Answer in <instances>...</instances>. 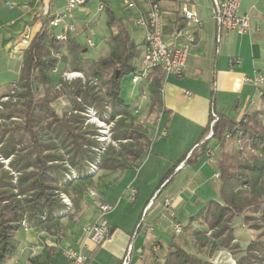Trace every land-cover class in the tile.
<instances>
[{"label": "trees", "instance_id": "obj_1", "mask_svg": "<svg viewBox=\"0 0 264 264\" xmlns=\"http://www.w3.org/2000/svg\"><path fill=\"white\" fill-rule=\"evenodd\" d=\"M100 2L107 25L114 28L107 40L109 50L105 56L85 57L83 49L87 45L78 42L70 33L65 39H57L47 26L49 18L42 22L23 50L17 80L20 88L18 102H5L0 111V119H21L12 125H0V155L10 157L8 166L16 174L13 176L0 162V264H6L7 259L16 253L19 230L26 226L38 227L61 240L63 224L60 215L65 212V216L70 213L73 216L86 205L84 193L91 178L88 163L95 160L94 148L98 143L93 138V126L83 127L82 116L72 111L91 106L101 115L106 101L112 108L111 119L119 116L112 130L118 148L108 146L104 150L99 161L102 170L121 172L136 167L150 146L144 123L135 122L134 109L121 95L122 76L137 72L133 60L138 44L129 37L123 20L114 15L106 0ZM180 20L178 16L177 26L182 24ZM62 50L71 55V70L98 81L97 86L89 84L87 79L84 83L80 79L70 84L61 82V95L69 102V114H58L50 106L48 97L51 86L61 81L54 75ZM261 74L264 76V71ZM163 75L160 68H153L144 76L148 84L149 113L162 110ZM101 88L103 93H100ZM258 102L257 108L237 120L216 113L218 118L212 125V135L205 138L212 120L210 115L203 137L161 178L162 184L170 180L174 168L183 160L186 164H195L206 153L209 140L219 143L215 162L219 200H207L182 225V230L195 236L196 251L180 245L173 236L162 264H213L201 255L203 248L207 249L208 256L218 249H228L235 257V264H264V230L240 248L234 242L233 224L235 217L241 216L252 229L264 226V87L259 88ZM226 135L237 142L231 154L223 148L229 139ZM123 140L125 142H121ZM71 169L76 178L69 180ZM60 194L69 198V210ZM172 221L177 222L174 216ZM208 232L209 237L206 236ZM43 249L44 261L35 256L28 262L47 264L54 248L44 245Z\"/></svg>", "mask_w": 264, "mask_h": 264}, {"label": "crops", "instance_id": "obj_2", "mask_svg": "<svg viewBox=\"0 0 264 264\" xmlns=\"http://www.w3.org/2000/svg\"><path fill=\"white\" fill-rule=\"evenodd\" d=\"M90 1L87 0L80 6V9L85 11V15H80L83 17L82 21L77 23L81 17L76 16L73 23L69 19L71 14L67 16V24L72 25V29L68 31L70 35L75 36L74 32L77 28L82 27L80 32L89 30L90 14L104 13L103 10H98L100 0H95L96 11H89L87 7ZM157 1L161 11L162 37L166 42L173 40L174 31L178 27L177 18L178 16L181 18L180 6L185 2L190 3L201 21V26L196 30L195 41L188 54L187 69L183 75L179 77L163 75L162 110L151 114L146 112L141 120L147 118L144 124L153 123L155 135L159 134L161 137L152 142L149 135L148 151L136 167L121 172L101 170L97 177L92 176L89 180L87 185L91 188L89 191L96 193L103 202L112 206V210L106 215L110 230L109 239L101 245L86 240L91 264H122L126 248L130 243L132 250L129 264H162L173 236L180 245L182 242L185 246L189 243V234L192 232L187 231V233L183 230L180 234H174L170 221L174 216L177 222L185 224L187 219L183 220L186 217L183 218L181 212L192 207L189 202L193 201L195 195L199 197L201 203L193 212L189 211L188 217L204 205L207 199L203 200V198L217 199L215 190L207 183L210 181L215 185V179H218L215 176L217 174L215 162L219 155V143L212 139L208 142V149H213L215 152L212 158L205 153L193 165L186 164L183 160L174 168L170 180H165L164 184L160 183V180L172 164L203 137L202 132L212 110L237 120L244 113L258 107L259 88L264 87V83L256 87L243 81L246 76L252 77L255 73L261 74L264 71V0H240V12L247 13L251 18L252 28L247 34L224 30L218 32L212 0ZM120 2L128 8H134L133 24L142 27L136 23V20L141 17L146 18V1L121 0ZM63 6V0L0 1V96L7 93L11 85L18 80L21 60L17 55L19 52L23 53L25 49L21 43L23 35L28 34L31 37L46 18L50 19L53 15L62 12ZM122 20L129 37L143 49L144 27L138 41L134 35L131 36L126 21ZM51 30L57 33L60 28H51ZM87 39L93 42L92 38L86 35L84 44ZM233 59L238 62H232ZM140 66L141 63L139 66L135 65L137 72ZM134 84L139 86L141 100V106L137 105L133 108L135 118L138 117L139 110L143 113L144 107L148 106L149 97L146 94L148 84L145 77ZM246 87L252 89L254 96L252 94L248 106L238 114L240 105L238 95ZM220 96L221 102L222 100L224 102L216 107V98ZM227 96H232L230 112H225L229 100ZM233 114L236 116L233 117ZM147 115L148 117H145ZM113 189H117L118 194L113 192ZM132 190L135 191L133 199L130 198ZM84 198L86 205L83 209L77 210L73 216L72 213L69 216H65L66 213L60 215V222L63 224L61 240L38 227L26 226L19 230L16 234L18 241L16 253L6 264H30L28 260L35 256H38L40 261H44L46 257L44 245L54 248L47 264H68L66 252L79 247L85 239L86 227L99 219L93 199L87 195ZM164 200L170 202L168 209L164 206ZM150 201L151 205L143 216V224L146 228L151 226L152 229L147 231L142 226L133 236L136 224ZM176 210L179 211L176 213ZM181 215L183 219L180 218ZM161 216H165L168 222L164 231L158 227Z\"/></svg>", "mask_w": 264, "mask_h": 264}, {"label": "rangeland", "instance_id": "obj_3", "mask_svg": "<svg viewBox=\"0 0 264 264\" xmlns=\"http://www.w3.org/2000/svg\"><path fill=\"white\" fill-rule=\"evenodd\" d=\"M120 1L121 0H118V1L109 0L107 3L110 5V7L113 10L114 15L116 17L122 18L126 21V27L130 31L131 36L134 35V37H136L135 39L139 41L140 36L143 32V29H142V27H140V26L136 27V25L133 24L134 8L133 9L128 8V6L123 5ZM95 5H97V2L95 0H91L90 3L88 4L87 9L91 12H94V11H96ZM80 8L81 7L78 6L75 9H73L70 13L67 14L68 17L71 14L69 19H70V21H73V23L75 22L76 16L81 17V16L85 15L84 9L82 10ZM90 9H92V10H90ZM95 14H90V16L88 17L89 22H90L88 31H82L81 30V32H80V29L82 28L81 27V28H77L74 32V35L76 36L77 41L82 43V44L85 43L86 35L92 38L94 45L87 46L85 48L86 50L83 49V54L85 57L93 58V59H96V58L103 56L107 53V51L109 49L108 45H107V40H108L110 33L114 31L113 27H109L107 25L105 13H100V14H96V15ZM82 19H83V17H81V19H78L77 23L79 21H82ZM142 53H143V49L138 45V52H137V55L135 56V58L133 60L134 65H136V66L140 65L141 60H142ZM58 56H59V54H58ZM70 56L71 55L69 54L68 51L62 50L61 60L58 64V67L56 68V73L54 75L55 78L61 80L60 84L57 83L58 81H55L57 84L55 86L53 84L51 86L50 90L48 91V97L51 100L50 106L52 108H54V110L58 114H62L63 112H67L68 114L70 113L68 111L69 102L67 99H65V97H63L61 95V92H62V83L61 82L62 81L66 82L67 84H70L73 81H75L76 79H80L82 81V83H84L87 79L89 81V84H92L95 86L98 85V81L94 80L93 78H90V77L86 78V76L83 73H81L79 71L71 70V68H70V58L71 57ZM70 72H79V73H81V75H79V76L73 75V77L67 79L64 74L70 73ZM131 77H132L131 72L122 76L120 85H121L122 97L127 101V103L130 105V107L134 108V107H137V105L141 106V100H140V96H139V86L137 84H134L131 81ZM19 91H20V88L18 86V81H15L11 85L10 89H8V92L0 96V111L3 110V103H5V102H9V103L18 102L17 93ZM103 92H104V89L101 88L100 93H103ZM145 92H146V90H145ZM146 94H147V92H146ZM252 94H253L252 89L246 87L242 90L241 94L238 95L240 97V105H239L238 114L241 113L242 109H245L248 106V102L250 101ZM55 96H57V97H55ZM253 96H254V94H253ZM227 97H229V100H227L228 106L225 109V112H230V110H231V102L230 101H231L232 96H227ZM77 101H80V100L77 98ZM223 102H224V100H222V102H221V96H220V98L217 97L216 98V107H219L220 104H223ZM146 112L148 114H151V113H149L147 106L144 107L143 113L140 112V110H139L137 113L138 117H135V122L147 121V118H145L144 121H141L142 118H144L143 116L145 114H147ZM71 113L80 114L82 116L83 127L93 126V128L95 130V134L93 135V138L97 141L98 145L94 148L95 160L93 162L88 163V167H89L88 174L90 175V177H92V176L97 177V175L99 174L98 172H100L102 170L99 168V161H100L101 155L103 154L104 150L108 146H113L116 149L118 148L119 143H118V141H116L112 138V130H113L115 123H116V120L118 119L119 116H116L113 119H111L112 108L109 106V104L106 101L103 104V110H102L101 115L98 113V111L94 107H91V106H85V108L82 111L74 110ZM235 116H236V114L235 115L233 114V117H235ZM145 117H148V115ZM20 120L21 119L17 118V117H13V118L7 119V120L0 119V125H12L14 122H20ZM144 127L146 128L148 134L151 136L152 142L155 139H158L161 137V135H159V134L155 135L156 134L155 133V125L153 123L144 124ZM228 138L229 139L226 140L223 148L226 151V153L228 152L229 154H231L232 152H234V148L237 145V142L232 141L231 137H228ZM121 142H125V140H123ZM152 142H151V144H152ZM9 160H10V157H3L0 155V162L2 163L3 167L7 170H10V173L13 174V176H15L16 174L13 171H11V169L8 166ZM71 173H74V171L72 169H71ZM69 180H72V178ZM263 182H264V179H263ZM207 184L210 186L211 189L215 190V192H216L215 197L217 199H219L218 198L219 196H217V195H219V179H215V185L212 184L210 181ZM87 188L88 187H86V189H85L86 192L84 193V195H87V197H88L89 196V189H91V188H88V189ZM116 190L117 189H115V190L113 189V192L116 193ZM116 194H118V193H116ZM60 197H61L62 201L68 206V210H69L71 207V203H70L69 198L67 196H65L64 194H60ZM198 199H199V197L197 195H195L193 201L189 202L190 205L192 207L194 206L195 208L191 207L189 210L182 211L181 213L183 214V218L184 217H186V218L183 219L182 215L180 216V218H182L184 221H186L189 211L193 212V210H195L196 207L198 205H200L201 200L199 199V201H198ZM204 199L208 200V197L203 198V200ZM195 201H197V202L194 204ZM204 203H205V201H204ZM128 206L130 207L131 205H128ZM178 211L179 210H176V213ZM248 214H251V213H248ZM167 223H168L167 218L165 216H161L158 227L162 231H164L165 228L167 227ZM233 224H234V229H235L234 242L238 243L240 248H244V246L247 244V242L249 240L258 237L259 233L262 230H264V226L262 227V229L250 228L248 224L243 222V219L241 216L235 217ZM195 226L197 227L196 224H195ZM182 232H183V230L181 229L180 233H182ZM189 236H190L189 243H187L186 246L183 242L181 244L190 251H196L195 236H193L192 234H189ZM206 236L209 237V232L206 233ZM185 243H186V241H185ZM206 254H207V249L203 248L201 255L204 256L205 258H208V260L211 261L213 264H235V259H234L235 257L231 253V251L228 249H225V248L218 249L217 251H215L210 256H208ZM217 254H219L218 258L216 257ZM232 260H233V262H232ZM9 261H10V259L8 258L6 262H9ZM11 264H15V263H11Z\"/></svg>", "mask_w": 264, "mask_h": 264}, {"label": "built area", "instance_id": "obj_4", "mask_svg": "<svg viewBox=\"0 0 264 264\" xmlns=\"http://www.w3.org/2000/svg\"><path fill=\"white\" fill-rule=\"evenodd\" d=\"M87 0H63V11L53 15L48 22L49 27L60 30L55 33L57 39H65L66 34L72 29L71 24H67V14L78 6L86 3ZM147 3V16L146 18H139L136 23L144 27L145 40L143 43L142 62L139 71L132 74L131 81L138 83L140 79L144 78L146 73L153 68H160L165 75L182 76L187 69V59L191 46L195 41L196 30L201 26V21L197 18L194 9L189 2H185L180 6L181 22L173 35L171 42H166L162 37L161 20H160V5L157 0H145ZM215 7L214 20L217 25L218 32L233 31L239 34H247L251 31V18L247 13L240 12V0H212ZM98 10H103L102 4H99ZM30 36L24 34L21 39L22 45L25 47L29 43ZM86 44L92 46L93 42L87 39ZM22 52H19L17 58L22 59ZM238 62V60H232V62ZM55 71V69H54ZM67 79L73 77V75H81L79 72H70L64 74ZM243 81L252 84L256 87H260L264 83V76L262 74L255 73L252 77L246 76ZM188 94V92H186ZM212 120L209 123V132L205 138H209L212 135V125L217 120V114L215 111L210 113ZM164 134V133H163ZM229 135H226L228 137ZM206 153L211 158L214 156L213 149H207ZM218 177V175H215ZM76 178L74 173L68 177V179ZM134 190L131 193V199L134 196ZM89 196L93 199V204L98 210L99 219L93 224L89 225L85 229V239L79 245V247L66 252L68 264H91L87 253L86 240L93 242L96 245H101L109 239V223L106 215L112 210V206L106 202H103L96 193L89 191ZM169 200H164V206L169 208ZM151 205V201L148 202L147 207L144 210L142 217L136 224L133 236L138 230L144 226L143 216ZM170 211V210H169ZM170 226L174 234H179L182 229V225L179 222L170 221ZM144 228L150 231L151 226ZM132 243L128 244L125 254L123 256L122 264H129L131 257ZM219 257V254L216 256ZM233 262V260H232Z\"/></svg>", "mask_w": 264, "mask_h": 264}]
</instances>
